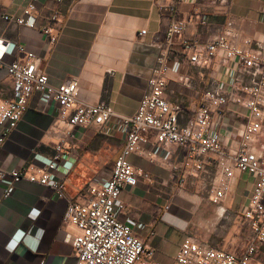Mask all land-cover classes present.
<instances>
[{
  "label": "crops",
  "instance_id": "obj_1",
  "mask_svg": "<svg viewBox=\"0 0 264 264\" xmlns=\"http://www.w3.org/2000/svg\"><path fill=\"white\" fill-rule=\"evenodd\" d=\"M27 2L0 0V40L10 44L5 61L25 62L26 53L17 48L23 46L41 58L50 84L76 79L82 102L104 103L118 115H134L165 48L169 14L164 8L173 0H40L38 29L3 20L6 14L21 15ZM180 18L187 22L188 39L207 43L224 34L235 44L252 38L264 46V0H187ZM44 29L58 37L56 44L50 43ZM142 30L147 34L140 36ZM170 68L165 98L181 106L182 125L192 120L206 90H228L234 77L245 84L252 80L251 74L221 56L207 65L192 64L178 46L172 50ZM12 98V78L0 70V104ZM245 123L246 111L230 105L220 128L227 151L239 148ZM147 137L148 155H133L130 162L148 178L123 189L120 219L161 264H178L176 255L187 239L243 256L251 245L243 210L255 178L236 172L232 192L214 204V161L198 169L185 148L159 146L154 132ZM125 144V134L115 121L100 130L72 127L60 116L53 98L35 94L17 130L0 146V169L45 168L61 146L54 178L66 181L70 199L85 202L90 188L111 177ZM263 149L264 136L255 144L259 153ZM8 183L0 182V264H75L76 252L66 241L67 234L77 233L64 221L68 202L52 188L28 181L17 184L12 196L5 198ZM263 250L258 247L252 264H264Z\"/></svg>",
  "mask_w": 264,
  "mask_h": 264
},
{
  "label": "built area",
  "instance_id": "obj_2",
  "mask_svg": "<svg viewBox=\"0 0 264 264\" xmlns=\"http://www.w3.org/2000/svg\"><path fill=\"white\" fill-rule=\"evenodd\" d=\"M187 0H173L164 8L169 14L166 31V45L157 58L148 88L142 97L136 113L132 116L116 114L106 104L91 105L79 99V83L76 79L54 86L49 82L42 60L25 47L18 45V51L26 53L27 60L7 63L5 56L10 44L0 40V70H6L13 81V98L0 104V146L10 140L29 108L35 94L45 93L53 98L60 110V116L72 127L100 130L116 122L123 130L126 144L115 162L111 177L100 187L89 190L85 202L72 200L66 193V181L54 178L62 154V147L45 168L27 170H1L0 182H7L4 196L9 198L16 185L22 181L52 188L61 200L68 202L64 221L72 224L76 234H67L76 252L75 264H161L154 259L153 250L147 249L142 238L131 226L123 222L119 214L124 210L120 203L126 187H135L140 178H148L135 169L130 162L133 155L146 157L144 145L149 142L147 134H156L157 144L162 147L179 145L187 150L188 157L197 162V168L209 160L214 161L215 176L211 186V200L220 204L232 192L236 172L255 178L254 188L243 216L251 230V245L243 256L214 248L192 239L184 241L176 255L178 264H252L258 247H264V149L255 150V144L264 136V46L261 42L245 38L235 44L224 34L213 41L201 43L185 37L187 22L180 18V8ZM40 0H28L19 16H2L9 24L19 28L38 29L36 17ZM207 19L202 18L203 25ZM43 33L51 44L58 37L50 29ZM147 34L146 30L140 36ZM175 46L181 47L192 64H210L221 56L227 62H234L238 70L252 75L245 84L238 77L230 89L206 90L199 106L186 125L181 124L182 108L166 100L170 60ZM230 105L246 111V123L241 133L239 148L235 152L225 149L220 128Z\"/></svg>",
  "mask_w": 264,
  "mask_h": 264
},
{
  "label": "rangeland",
  "instance_id": "obj_3",
  "mask_svg": "<svg viewBox=\"0 0 264 264\" xmlns=\"http://www.w3.org/2000/svg\"><path fill=\"white\" fill-rule=\"evenodd\" d=\"M260 260L264 261V250H263V254L260 255Z\"/></svg>",
  "mask_w": 264,
  "mask_h": 264
}]
</instances>
